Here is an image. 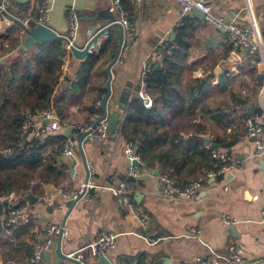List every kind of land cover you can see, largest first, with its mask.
I'll use <instances>...</instances> for the list:
<instances>
[{
	"label": "crops",
	"instance_id": "0c3cea01",
	"mask_svg": "<svg viewBox=\"0 0 264 264\" xmlns=\"http://www.w3.org/2000/svg\"><path fill=\"white\" fill-rule=\"evenodd\" d=\"M45 1L51 7L48 26L63 37L68 33L69 9H76L82 22L77 40L80 48L87 46L91 39L90 32L94 37L102 28L118 20L110 9V0H11L8 12L0 14V63H8L11 57L22 50L21 44L27 32L23 33L20 20L27 15L35 18ZM133 2L132 11L124 7L128 19L137 27L138 34L127 52L121 53L112 67V95L108 113L120 115L118 127L114 133L110 132L107 143L85 137L81 147V132L73 128L69 138L76 140L77 148L73 158L62 160L60 155L61 162L68 165L70 173L58 185L72 188L89 177L96 184L117 185L125 180L129 188L128 202L123 195L94 189L91 200H80L76 204L73 200H63V208L54 210L44 204L43 198L53 193L58 186L44 184L41 186L42 193L30 191L39 200L35 204L29 202V212L13 228L14 241L1 235L0 238L5 242L17 243L20 234L25 246L32 250L33 242L43 238L45 225L56 222L65 223L69 227V234L63 236L61 241L65 254L95 240L104 231L117 233L115 246L106 254L113 264H187L198 257L214 253L230 255L236 245L244 249L249 260L259 259V264H264V222L261 221L264 206V155L257 154V138L247 134L243 122L247 116L259 114L264 132V78L263 82L258 79V75L262 73L261 67L255 64L258 58L227 48L219 31L194 12L186 15L181 22V8L175 0ZM213 6L214 12L223 14L228 20L255 24L264 37V0H250V7L246 0H213ZM193 14L199 18L195 34L197 45L179 80L186 84L190 69L194 70V78H202L207 68L216 67L218 79L213 86H218L219 90L194 110L189 109L191 96L186 93V101L171 115L170 126L179 129L187 139L194 130L200 128L203 129L201 136L205 135L213 141H234L229 149L223 148L219 143L217 150L225 151L235 163L224 171L206 170V174L202 176V187L196 196L184 199L164 194L158 167L150 168L141 164L140 174L129 177L130 167L137 164L128 158L125 150L130 140L119 129L131 100L138 95V82L145 60L149 56L154 61L157 58L162 60L163 47L168 38H174L175 29L186 17L192 19ZM32 24L31 28L36 27ZM16 36L19 38V48L3 53V49H8ZM110 36L118 38L115 57L121 37L119 26L112 27L109 34L99 37L95 53ZM61 41L64 50L65 41ZM232 53H237L239 62L230 63L233 60L230 59ZM84 59L74 55L66 77L70 80L77 79L78 69ZM112 60L109 63L101 60L98 65L107 70ZM129 93L130 101L126 111H122L123 98ZM79 108L78 103L71 105L70 110L75 115L73 119L81 123L90 121L91 115L85 116ZM101 114L103 115V110ZM30 134L34 136L32 132ZM51 134L62 133H49L46 137ZM65 138L68 139L66 136ZM208 145L210 144H206V147ZM89 161L95 166L92 174L88 167ZM21 200L22 204L28 201L24 197ZM135 207L143 208L148 214L146 225L140 224ZM3 211L2 205L0 230ZM224 213L238 218L240 222L225 225L222 221ZM193 229L200 232H193ZM59 242L60 236H57L53 249L45 254L41 264L69 263V260H62L57 253ZM27 256L19 258L14 250L0 243V264H26ZM96 262L97 260L92 264Z\"/></svg>",
	"mask_w": 264,
	"mask_h": 264
},
{
	"label": "trees",
	"instance_id": "16d2710c",
	"mask_svg": "<svg viewBox=\"0 0 264 264\" xmlns=\"http://www.w3.org/2000/svg\"><path fill=\"white\" fill-rule=\"evenodd\" d=\"M122 1L132 11L133 0ZM197 20L194 14L192 19L186 17L175 29V37L166 41L162 60H155L147 76V88L154 105L147 108L139 95L134 96L119 129L127 140L135 142L147 167H158L161 173H170L180 185L204 176L206 170L221 169V161L213 157L201 136L203 129L194 130L187 139L179 129L170 126L171 115L186 101V93L191 96L189 109L194 110L219 90L218 86H213L218 79L216 67L207 68L202 78H194V70L190 69L186 84L179 80L197 45ZM117 45V37L104 40L96 53L83 60L74 80L61 76V39L39 42L26 51L18 50L8 63H0V197L11 191L21 199L30 191L40 194L42 185L58 186L69 176L68 165L59 158L65 136L51 134L43 143L30 133H24V123L29 115L45 108L56 109L69 121L75 118L70 110L74 103L79 104V111L85 116L101 113L109 76L98 64L101 60L109 63ZM19 46L16 36L2 52ZM215 141L226 149L234 143ZM32 180L39 184L31 185ZM1 207L0 202V211ZM17 240L10 243L0 238V243L14 250L19 258L29 255L31 250L20 234Z\"/></svg>",
	"mask_w": 264,
	"mask_h": 264
},
{
	"label": "built area",
	"instance_id": "2783aa9c",
	"mask_svg": "<svg viewBox=\"0 0 264 264\" xmlns=\"http://www.w3.org/2000/svg\"><path fill=\"white\" fill-rule=\"evenodd\" d=\"M11 0H0V14H6L8 12L9 4ZM138 3H143L145 0H134ZM181 8V22L183 18L194 12L196 8L205 13V20L210 25L214 26L222 36L227 48L232 51H242L249 55H253L258 59L255 61L257 66L261 67L262 74L264 75V37L261 35L255 24L250 25L242 21L228 20L223 14L214 12L213 0H175ZM250 7V0H246ZM110 9L117 16L125 30L123 46L121 53L127 52L131 43L136 40L138 34L137 27L128 19L127 11L123 5L122 0H110ZM51 7L47 1H45L40 8L35 18L31 15H27L21 18L22 31L27 32V28H31V24L34 22L36 26L46 25L50 23ZM82 28L81 17L74 7H71L68 12V33L64 44V50L61 55L62 68L61 76L66 77L72 62L74 60V53L72 47H77V40ZM93 39V35H91ZM88 42V43H89ZM96 51L95 43H91L89 46V54H94ZM155 61L152 57H148L145 60L143 70L141 72L140 80L138 82V95L143 100L147 108H151L154 105V98L148 91L147 76L153 69ZM101 113H95L91 115L90 121L78 122L76 119L65 121L62 114L56 109L45 108L37 110L34 115H29L24 123V133H33L35 137L45 142L46 135L49 133L60 132L63 127L72 126L77 129L78 132H87V138L96 140L101 143H107L110 138L109 118L101 119ZM101 119V120H100ZM99 121L95 126L94 123ZM244 125L246 132L249 136H253L256 139L258 155H264V132L259 114L249 115L244 119ZM212 149L210 145L207 146ZM77 148V142L73 138H68L61 152V159L73 158L75 150ZM128 158L132 162H139L140 165H145L141 155L137 151L135 142L130 141L125 150ZM213 157L221 161L222 171L228 170L235 163V160L227 154L225 151L212 149ZM88 167L90 174L95 172L94 164L89 161ZM139 165L133 164L129 170V177H136L140 174ZM161 185L163 192L166 196L171 197L176 195L184 199H193L198 190L202 187L204 178H198L186 185H180L175 177L170 173H161ZM38 184L37 180H32L31 185ZM101 189L108 190L116 195H123L124 199L128 202V183L123 180L117 185L113 184H96L90 177L81 181L72 188L66 186H58L53 193L44 196V204L54 210L63 208V200H91L92 190ZM227 189V186L225 187ZM20 201V202H19ZM0 202L4 207L2 215V228L0 235L9 240L14 241L15 235L13 228L17 226L20 221L29 212L30 203L26 201L22 204L21 198L15 191H11L8 194L0 197ZM19 202V203H18ZM136 215L141 225H146L149 219L148 214L141 207L134 208ZM222 221L225 225H236L240 220L230 214L224 213L222 215ZM261 221L264 222V206L261 210ZM193 232H200V230L193 229ZM43 238L34 241L32 244V250L26 258V264H41L44 260V256L55 245V238L57 236H67L69 234V227L63 223L48 222L43 230ZM118 234L113 232L104 231L95 239L89 241L84 246L77 250L71 251L67 256L76 260H69L68 264H92L93 261L98 260L102 255H106L107 252L115 246ZM261 260H249L245 256L244 249L236 245L233 247L230 255H222L214 253L209 256H202L196 258L193 262L187 264H259Z\"/></svg>",
	"mask_w": 264,
	"mask_h": 264
},
{
	"label": "water",
	"instance_id": "95a60500",
	"mask_svg": "<svg viewBox=\"0 0 264 264\" xmlns=\"http://www.w3.org/2000/svg\"><path fill=\"white\" fill-rule=\"evenodd\" d=\"M194 13L200 17V18H205V13L203 11H201L200 9L196 8L194 10ZM114 26H119L121 28V37H120V43H119V47H118V50H117V53L114 57V59L112 60V62L108 65V72H109V79H108V82H107V87H108V92L106 94V96L103 98L102 102H101V109L103 110V116L101 119H105V118H109V129H110V132L114 133L118 127V123H119V120H120V115L118 113H112V114H109L108 113V103H109V100L111 98V95H112V67L114 66V64L118 61L119 59V56L121 54V49H122V46H123V41H124V35H125V30H124V26L121 22L117 21V22H113L111 24H109L108 26L102 28L94 37L93 39L87 44L86 47L84 48H80V47H72V50H73V53L74 55L79 58V59H84L88 56V51H89V46L90 44L93 42L95 43L96 45H98V39L99 37L102 35V34H109V31L112 27ZM173 37H175V34H173ZM53 39H64L66 40V37H63V36H60L57 32H55L52 28H50L49 26H46V25H38L34 28H27V35L26 37L24 38L22 44H21V48L22 50H29L33 45L39 43V42H47V41H51ZM230 59H233L232 62H230L231 64L232 63H235V62H239L240 59L237 55V53H232L231 56H230ZM263 78H264V75L261 73L258 75V79L260 82H263ZM124 99V105L121 107V110L122 111H126V107L130 101V93L127 94L126 98H123ZM100 119V120H101ZM99 121L95 122L94 123V126L98 123ZM60 132L66 136V137H71L72 133H73V127L72 126H68V127H63L60 129ZM87 136V132H84V133H81L80 137H79V145L81 147L82 145V142L84 140V138ZM202 138L204 140V142L206 144H210L211 147L215 150L219 149L220 147V144L216 141H213L211 138L205 136V135H202ZM137 165H140L139 162H135ZM158 174L160 173L159 171L157 172ZM26 200H28L31 204H35L38 202L39 198L38 196H36L34 193H28L27 195H25L24 197ZM78 202V200H75L74 203L76 204ZM65 224V223H64ZM232 228H234V226H232ZM62 236H60V242H59V245H58V248H57V253L59 255V257L62 259V260H72L70 259L67 254H65L63 251H62ZM72 261H75L76 260H72ZM96 264H113L112 261L109 259L108 256L106 255H102L98 258Z\"/></svg>",
	"mask_w": 264,
	"mask_h": 264
}]
</instances>
